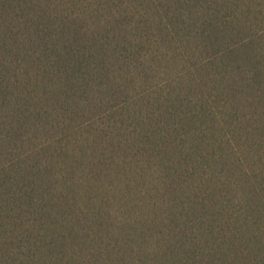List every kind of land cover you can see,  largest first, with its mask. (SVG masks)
<instances>
[{
	"label": "trees",
	"instance_id": "obj_1",
	"mask_svg": "<svg viewBox=\"0 0 264 264\" xmlns=\"http://www.w3.org/2000/svg\"><path fill=\"white\" fill-rule=\"evenodd\" d=\"M0 264H264V0H0Z\"/></svg>",
	"mask_w": 264,
	"mask_h": 264
}]
</instances>
